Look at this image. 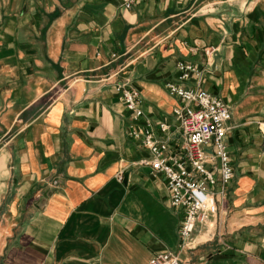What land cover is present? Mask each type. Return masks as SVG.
I'll return each mask as SVG.
<instances>
[{
  "label": "crops",
  "instance_id": "obj_1",
  "mask_svg": "<svg viewBox=\"0 0 264 264\" xmlns=\"http://www.w3.org/2000/svg\"><path fill=\"white\" fill-rule=\"evenodd\" d=\"M181 62L195 68L185 79ZM172 81L231 108L235 176L185 248L182 211L133 135L180 142ZM118 83L139 90L141 118ZM262 122L264 0H0V264H149L166 251L264 264Z\"/></svg>",
  "mask_w": 264,
  "mask_h": 264
},
{
  "label": "built area",
  "instance_id": "obj_2",
  "mask_svg": "<svg viewBox=\"0 0 264 264\" xmlns=\"http://www.w3.org/2000/svg\"><path fill=\"white\" fill-rule=\"evenodd\" d=\"M126 9L144 0H121ZM180 79H185L194 66L178 64ZM169 92L180 100L173 111L179 123L180 142L168 143L156 138L151 130L144 135L133 131L141 138L150 152L142 163L150 165L156 174L163 175L170 191L171 206L181 210V247H188L199 225L207 224L220 211V203L227 198L235 169L225 141L231 108L219 96L205 89L186 87L176 82L167 84ZM116 90L120 100L135 119L144 115L142 96L139 90L118 83ZM264 132V122L260 123ZM170 129L162 123L161 130ZM210 148L211 150L207 149ZM211 165V167H209ZM149 264H183L180 256L166 251L155 254Z\"/></svg>",
  "mask_w": 264,
  "mask_h": 264
}]
</instances>
